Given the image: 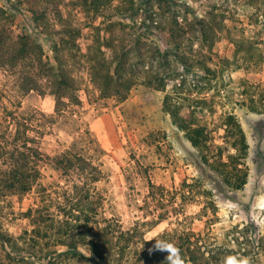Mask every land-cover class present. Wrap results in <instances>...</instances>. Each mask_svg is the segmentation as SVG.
Returning <instances> with one entry per match:
<instances>
[{
	"label": "trees",
	"instance_id": "obj_1",
	"mask_svg": "<svg viewBox=\"0 0 264 264\" xmlns=\"http://www.w3.org/2000/svg\"><path fill=\"white\" fill-rule=\"evenodd\" d=\"M157 3V10L147 9L141 16L133 12L132 25L114 21L85 25L93 37L86 52L79 42L83 27L65 18L58 0H26L39 37L26 32L15 35V21L0 7V67L5 74L19 77L17 88L22 93L53 95L56 112L63 111V116L65 99L81 103L76 91L81 89L78 74L83 72L104 99L123 102L139 84L165 92L163 111L199 151L203 164L218 172L229 188L241 190L248 181L249 150L242 125L232 112L225 114L223 125L230 146L222 147L212 144L208 127L198 118L199 111L212 107L215 100L214 95H207L220 70L211 66L212 58L204 49L211 50L222 22H216L210 13L190 18L178 10L174 0ZM103 4V0H74L86 19L101 13ZM115 26H120L118 32ZM239 43L234 60L245 49L244 62L264 64L260 40ZM234 62L225 59L222 69ZM258 99L251 96L250 104L242 105L264 114V93ZM6 100L0 93V204L35 191L40 200L25 213L35 234L34 244L3 230L0 221V264H62L61 258H87L94 264H224L223 249L211 248L192 231H165L147 240L143 226L171 219L176 209L162 187L150 183L148 197L162 204L156 209L160 212L150 211L151 221L126 228L117 216H107L99 189L105 178L103 164L95 162L90 153L100 152V147L86 146V153L69 150L52 156L41 146L47 128L34 126L33 117L20 114L17 108L16 112L10 110V100ZM50 165L60 179L49 191L41 182ZM184 193L194 197L200 191ZM49 233L59 237L63 251L49 245Z\"/></svg>",
	"mask_w": 264,
	"mask_h": 264
},
{
	"label": "rangeland",
	"instance_id": "obj_2",
	"mask_svg": "<svg viewBox=\"0 0 264 264\" xmlns=\"http://www.w3.org/2000/svg\"><path fill=\"white\" fill-rule=\"evenodd\" d=\"M58 1L65 18L83 27L79 39L83 52L93 40L91 29L85 25L98 26L112 21L132 25L133 12L138 11L141 16L147 9L158 8L157 0H103L101 13L86 19L74 0ZM174 1L178 10L190 18L193 14L202 17L210 13L216 22H222L213 47L204 49L212 58L211 66L217 65L220 70L207 95L208 98L214 95L215 100L212 107L204 106L199 111L198 118L208 127L212 144L227 147L230 139L225 137V114L236 115L249 144L248 181L243 189L232 190L218 172L203 164L199 151L163 111V91L139 84L123 102L104 99L83 72L78 74L81 89L76 91L81 103L75 105L65 99L63 116V111L56 112L53 95L38 91L22 93L17 88L19 77L5 74L0 67V93L7 98L6 102L10 100L7 103L10 110L16 112L17 108L20 114L33 117L34 126L47 128L41 146L52 156L69 150L86 153V146L100 147V152L90 153L94 154L95 162L103 164L105 178L99 189L107 216H117L126 228L151 221L150 211L160 212L162 208L161 203L148 197L151 183L164 188L176 209L171 219L155 226L151 223L143 226L147 240H154L165 231H192L204 238L211 248L223 249L224 264H264V114L242 105L250 104L251 96L259 100L264 93V64L244 62L245 49L234 60L237 43L250 38L263 43L259 48L264 53V0ZM0 7L15 21V35L26 32L39 37L26 0H0ZM132 7L133 11L126 12ZM119 29L120 26L114 28L115 32ZM157 42L165 48L160 40ZM225 59L235 62L223 70ZM234 152L231 149V153ZM59 179V172L50 165L41 183L50 191L51 185ZM184 190L200 193L193 197ZM39 194L35 191L22 197L13 196L0 204L2 229L21 242L34 244L35 234L28 226L25 213L36 207ZM49 234V245L63 251L59 237ZM59 260L62 264H94L87 258Z\"/></svg>",
	"mask_w": 264,
	"mask_h": 264
}]
</instances>
